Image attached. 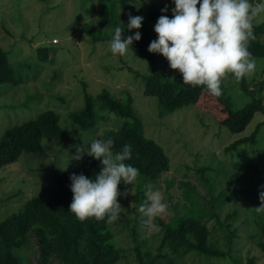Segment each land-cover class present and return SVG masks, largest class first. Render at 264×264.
Instances as JSON below:
<instances>
[{
	"label": "rangeland",
	"instance_id": "obj_1",
	"mask_svg": "<svg viewBox=\"0 0 264 264\" xmlns=\"http://www.w3.org/2000/svg\"><path fill=\"white\" fill-rule=\"evenodd\" d=\"M169 1L128 0L136 16L143 17L142 21L151 4ZM96 11V0H0V46L7 53L15 75L21 78L14 85L0 84V137L9 126L35 118L45 109L58 113L59 124L65 130L58 139H44L46 157L35 158L22 153L16 161L0 168V220L20 211L28 198L49 194L54 175L77 161L72 157L79 146L102 137L105 129L123 121L119 117L116 120L110 113L108 120L80 130L70 118V112L83 105L85 92L96 95L106 89L117 98L124 99L127 94L132 97L146 136L157 141L169 156L170 167L155 186L167 204L160 218L166 220L171 215L172 204L188 186L193 188L196 197L202 196L201 200L208 201L209 205L220 191L225 190L230 196L220 207L215 201L213 208L224 226L236 229L230 254L206 260L186 256L185 264H243L248 256L256 257L255 264H264L263 253L250 239L260 212L247 197L248 192L264 191V113L256 112L243 131L231 133L212 114L191 103L173 111L162 109L155 96L143 93L144 79L149 75L148 62L135 56L129 47L125 55H113L107 46L109 40L93 41L86 32L85 23L96 26ZM115 20L119 22L118 12ZM257 20L264 21V12ZM40 47L48 48L46 60L38 55ZM255 62V71L247 78L259 80L264 76V58H257ZM155 67L158 71H177L169 68L166 59L158 53ZM221 88L238 102L243 100L237 82L227 74L222 78ZM261 122L255 144L242 143L230 152L224 151L227 145L249 135ZM168 181L173 183L169 189ZM125 193L130 201V212L110 222L119 230L115 241L126 248L117 264H138L126 229L138 218L137 239H144V247L154 253L158 240L151 237V233L158 225L155 221L148 226L141 223L139 206H135L138 203L136 180L127 184ZM190 201L192 211H199L197 203ZM234 211L238 213L237 218H226ZM208 225L216 227L211 234L215 246L226 250L225 232L217 228L216 219L209 220ZM20 254L25 263L38 264L33 249L21 250Z\"/></svg>",
	"mask_w": 264,
	"mask_h": 264
},
{
	"label": "trees",
	"instance_id": "obj_2",
	"mask_svg": "<svg viewBox=\"0 0 264 264\" xmlns=\"http://www.w3.org/2000/svg\"><path fill=\"white\" fill-rule=\"evenodd\" d=\"M96 5L94 17L96 26L92 27L88 23L84 25L93 41L110 40L114 27L120 22L125 26L121 34L127 36L136 31L135 29L129 31L126 28L129 14L132 16L137 14L128 0H96ZM165 5L169 11L161 13L160 9ZM172 7L174 5L171 0L167 3L151 4L138 29L141 33L140 40L129 45L135 56L148 62L149 75L144 79L143 93L155 96L162 109L173 111L191 103L212 114L214 119L227 127L231 133L243 131L256 112L264 113V76L259 80L248 79L247 76L238 80L234 74L226 73L235 79L243 94V100L238 102L224 90L221 96L215 97L202 85L183 83L178 71H158L155 67L157 53L148 52L147 47L150 41L156 38L157 34L153 27L158 17L162 14L170 17ZM117 12L119 22L115 20ZM257 17L253 21L255 39L250 40L248 45L254 59L264 58V21H258ZM47 51V47L38 49V55L42 60H46ZM262 70L264 72V66ZM20 80L21 78L14 73L7 53L0 46V84L14 85ZM110 115L116 120L119 117L123 121L116 127L105 129L101 138L113 140L114 152L122 150L125 144L132 145L131 159L125 163L139 169V175L135 179L137 207L146 199V185L152 184L155 187L159 178L168 171L169 156L157 141L146 136L143 122L133 107L132 97L128 94L121 99L106 89L96 95L85 92L83 105L70 112V118L80 130L87 129L100 120H108ZM263 122L258 123L249 135L231 142L224 151L230 152L242 143L255 144L258 127ZM64 134L65 130L59 124V115L53 109L42 110L35 118L9 126L0 137V168L16 161L22 153L35 158L46 157L47 153L41 141L58 139ZM99 171V160L84 155L82 159L54 175L53 189L49 194L28 198L20 211L0 220V264H27L20 254L21 250L27 248L33 249L38 264H117L125 255L126 248L120 246L118 240L115 241L119 230L107 221V217L99 220L88 217L81 220L68 211L73 195L69 187L71 183L69 176L73 173H82L93 178ZM172 184L168 181L167 188L169 189ZM126 186L127 184L121 182L118 184V190L125 193ZM225 192L220 191L216 200L210 201L209 205L208 201L201 200L202 196L196 197L193 188L188 186L181 194L180 200L172 204V213L166 220L159 215L154 218L153 221L158 225L151 233V237L158 240L154 253L151 248L144 247V239H137V228L140 223L137 222L138 218L135 219L131 228L126 230L133 242L138 264H185L183 259L186 256L206 260L229 255L233 238L237 236L236 229H229V225L224 226L213 212L215 201L220 207L230 198ZM168 197L170 198L171 194H168ZM247 197L252 205L256 207L260 205L259 194L248 192ZM117 200L123 208L121 215H127L131 210L128 196H118ZM190 200L197 203L199 211L196 213L191 209L193 202ZM237 217L238 213L234 211L226 218ZM212 218L216 219L217 228L225 232L226 250L219 249L211 240V234L216 229L215 226L208 225ZM257 220L254 230L250 232V239L264 255V212L259 213ZM255 263L256 257L248 256L243 264Z\"/></svg>",
	"mask_w": 264,
	"mask_h": 264
},
{
	"label": "clouds",
	"instance_id": "obj_3",
	"mask_svg": "<svg viewBox=\"0 0 264 264\" xmlns=\"http://www.w3.org/2000/svg\"><path fill=\"white\" fill-rule=\"evenodd\" d=\"M171 16L160 15L153 27L156 38L148 44L147 51L158 53L171 69L179 72L182 82L193 86L202 85L212 96L222 95L221 82L226 73L239 80L252 75L255 59L248 50L250 40L255 39L253 21L264 12V0H171ZM199 5V7H197ZM168 6L160 9L168 12ZM143 17L129 14L126 28L132 32L123 39L125 26L120 22L113 29L107 42L113 55H125L133 41H139ZM42 144L47 141L42 140ZM84 155L98 159L100 171L93 178L84 174H71L69 187L72 200L68 211L77 218L88 217L115 222L123 208L117 197L126 195L118 190V184H132L139 169L125 163L131 159L132 145L125 144L120 151H113V140L95 137L88 144L77 148L72 159ZM264 187V186H262ZM146 199L139 205L141 223L151 224L153 219L167 210L162 193L152 184L146 185ZM260 205L256 211L264 212V191L259 194Z\"/></svg>",
	"mask_w": 264,
	"mask_h": 264
}]
</instances>
